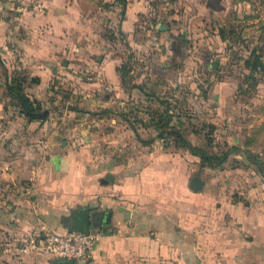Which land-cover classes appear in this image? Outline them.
<instances>
[{
  "label": "rangeland",
  "instance_id": "374dc122",
  "mask_svg": "<svg viewBox=\"0 0 264 264\" xmlns=\"http://www.w3.org/2000/svg\"><path fill=\"white\" fill-rule=\"evenodd\" d=\"M208 2L149 1L151 15L145 21L154 17L165 33L181 40L175 50L181 64L168 72L155 66L150 72V56L136 63L128 58L120 88L54 77L42 82L31 75L35 66L13 55L8 71L0 63V264H28V254H21L20 248L29 235L19 217L28 201L67 218L86 203L78 196L80 177L99 173L100 182L109 184L104 182L108 174L122 182L149 170L145 184L151 189L169 166L178 191V221L187 229H178L175 258L145 257L133 264H264V177L246 154L231 153L217 167L202 166L185 149H176L175 161L152 160L153 153L175 150L170 129L164 131L168 139L154 146L138 140L155 137L156 124L168 121V128L179 130L194 146L218 155L239 146L264 166V0H212L220 6L217 10ZM4 18L5 25L18 32L12 30L15 24L9 16ZM192 54L202 63L195 64ZM14 83L41 104L44 119L21 114L7 89ZM25 167L40 170L39 179L2 177V172ZM121 173L125 176L119 177ZM193 177L202 182L199 202L188 193ZM181 187L185 194L179 192ZM210 216L219 218L217 230L223 232L216 242H207L209 234L199 233L214 230L205 224Z\"/></svg>",
  "mask_w": 264,
  "mask_h": 264
},
{
  "label": "crops",
  "instance_id": "0c3cea01",
  "mask_svg": "<svg viewBox=\"0 0 264 264\" xmlns=\"http://www.w3.org/2000/svg\"><path fill=\"white\" fill-rule=\"evenodd\" d=\"M11 1L0 0V54L5 58L6 65H10L13 55L30 68L35 66L36 69L30 70L31 75L39 77L42 82L54 77L98 81L120 88L117 68L128 58L136 63L140 58L150 56L147 57L151 62L148 67L150 72L155 66L159 71L168 72L173 70L174 64H181L175 53L181 40L171 32L161 30L154 17L150 21L148 19L149 23L145 21L151 15V0H40L44 5L41 13H15ZM8 16L12 25L15 24L12 30L18 28V32L5 25L7 19L4 17ZM191 57L195 64L202 63L198 56L192 54ZM169 61L173 65L168 64ZM63 64L70 67L63 70L60 67ZM72 66H79V71H74ZM154 75L158 77V74ZM156 142L159 140L152 146ZM176 157V150H163L153 153L151 159L170 162ZM39 171H28V167L11 169L8 174L2 172V177L7 176L12 181L22 177L37 181L42 174ZM163 172H166L164 178L153 183L151 189L145 184L149 170L136 177H126L122 182L116 181L115 175L108 174L113 178L109 184L100 182L102 176L99 173L86 177V180L80 177L78 196L86 203L82 205L78 202L79 205L101 216L100 220L104 213H111L108 225L99 223L92 228L98 229L102 237L92 249L89 261L84 264H133L145 257L155 259L167 256L173 259L177 256L178 229L187 227L186 223L185 226L181 224L182 220L178 221L175 205L178 191L171 181L170 166L163 168ZM118 176L125 175L121 173ZM43 182L41 179L39 183L42 185ZM179 192L185 194L184 188L181 187ZM188 193L198 202L203 197L201 191L191 190ZM149 201L152 207L146 203ZM23 208L19 215L22 217L21 228L28 235L62 233L68 231L72 223L71 215L63 218L62 214L50 211L43 203L28 201ZM208 219L205 224L214 227V230L207 228L199 233L203 236L209 234L205 239L207 242H216L217 235L223 233L217 230L219 218L210 216ZM193 221L197 227L204 225V222ZM60 225L65 228H59ZM102 227H106L105 230H101ZM25 259L28 264H57L58 261L48 254H28Z\"/></svg>",
  "mask_w": 264,
  "mask_h": 264
},
{
  "label": "trees",
  "instance_id": "16d2710c",
  "mask_svg": "<svg viewBox=\"0 0 264 264\" xmlns=\"http://www.w3.org/2000/svg\"><path fill=\"white\" fill-rule=\"evenodd\" d=\"M208 5L212 8V9H219L220 6L216 5L214 6L212 3V0L208 2ZM0 63L3 66L5 71H8L7 65H6V61L4 60V58L2 57V55L0 54ZM126 64H122L119 68H117L118 74L120 76V80H121V84L124 83L125 80V74L127 73V69L126 68ZM35 81V80H34ZM7 89L9 90L11 96L16 100V104L21 112V114H23L27 119L29 120H42L45 118L46 113L44 111H42L41 108V104L35 100V99H30L23 91L22 86H20V84L18 83H14V84H7ZM75 111H78L77 109H72ZM161 122V121H160ZM158 122L156 124V131H157V135L149 140H142L140 138H138L139 142L142 145L145 146H150L152 145L156 140H159L161 142L166 141V139L164 137V131L165 129H170V136H173V148L176 149H185L188 150L193 156H196L199 158L200 160V164L202 166H207V167H217L222 165L228 158V156L231 153H237L239 151L243 152L244 154H246V156L248 157V159L252 160V162L257 166L258 171L262 174V176L264 177V166L262 164V162L258 159V157L256 155H254L253 153H251L248 150H242L239 146H231L226 152L218 155V154H212L207 152L205 149L201 148V147H197L192 145L187 139H185L181 133L179 132V130L174 129L172 127H169V122L166 121L164 123H160ZM138 136V134H137ZM164 148H169L170 144L168 145V143L163 144ZM106 227H102L101 230H105Z\"/></svg>",
  "mask_w": 264,
  "mask_h": 264
},
{
  "label": "built area",
  "instance_id": "2783aa9c",
  "mask_svg": "<svg viewBox=\"0 0 264 264\" xmlns=\"http://www.w3.org/2000/svg\"><path fill=\"white\" fill-rule=\"evenodd\" d=\"M18 13H41L44 5L40 0H13ZM102 234L98 229L88 232L65 231L32 234L23 240L21 254H48L58 260L84 264L90 259L91 251Z\"/></svg>",
  "mask_w": 264,
  "mask_h": 264
},
{
  "label": "water",
  "instance_id": "95a60500",
  "mask_svg": "<svg viewBox=\"0 0 264 264\" xmlns=\"http://www.w3.org/2000/svg\"><path fill=\"white\" fill-rule=\"evenodd\" d=\"M161 30L166 29L164 26L160 27ZM112 176L107 175L105 177V181H112ZM190 188L193 191H200L202 189V182L199 178L193 177L190 180ZM94 216L95 213L90 212V210L87 207L79 208L72 212V223L68 227V231H79V232H88L93 227L98 226L96 222H94ZM111 213L106 212L102 215V219L100 220V225H108L110 222ZM99 225V226H100ZM57 264H74L73 261L68 260H58Z\"/></svg>",
  "mask_w": 264,
  "mask_h": 264
},
{
  "label": "flooded vegetation",
  "instance_id": "af4514ba",
  "mask_svg": "<svg viewBox=\"0 0 264 264\" xmlns=\"http://www.w3.org/2000/svg\"><path fill=\"white\" fill-rule=\"evenodd\" d=\"M100 218H101V216H94V222H96L97 224H99L100 223Z\"/></svg>",
  "mask_w": 264,
  "mask_h": 264
}]
</instances>
